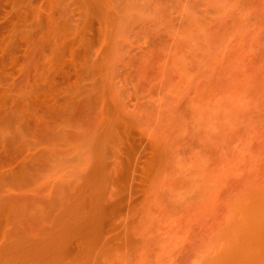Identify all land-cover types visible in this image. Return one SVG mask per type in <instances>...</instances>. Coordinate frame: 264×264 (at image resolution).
Here are the masks:
<instances>
[{
    "label": "rangeland",
    "instance_id": "1",
    "mask_svg": "<svg viewBox=\"0 0 264 264\" xmlns=\"http://www.w3.org/2000/svg\"><path fill=\"white\" fill-rule=\"evenodd\" d=\"M0 264H264V0H0Z\"/></svg>",
    "mask_w": 264,
    "mask_h": 264
}]
</instances>
